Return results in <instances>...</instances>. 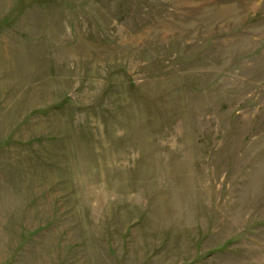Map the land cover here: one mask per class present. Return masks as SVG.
Masks as SVG:
<instances>
[{
	"label": "rangeland",
	"instance_id": "374dc122",
	"mask_svg": "<svg viewBox=\"0 0 264 264\" xmlns=\"http://www.w3.org/2000/svg\"><path fill=\"white\" fill-rule=\"evenodd\" d=\"M0 264H264V0H0Z\"/></svg>",
	"mask_w": 264,
	"mask_h": 264
}]
</instances>
